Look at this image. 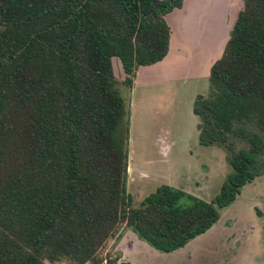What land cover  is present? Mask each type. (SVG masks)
Wrapping results in <instances>:
<instances>
[{
    "label": "trees",
    "instance_id": "obj_1",
    "mask_svg": "<svg viewBox=\"0 0 264 264\" xmlns=\"http://www.w3.org/2000/svg\"><path fill=\"white\" fill-rule=\"evenodd\" d=\"M242 1L193 102L199 143L230 173L210 201L161 184L133 206L128 94L167 55L183 0H0V264H130L100 254L122 228L172 252L264 174V0Z\"/></svg>",
    "mask_w": 264,
    "mask_h": 264
},
{
    "label": "crops",
    "instance_id": "obj_2",
    "mask_svg": "<svg viewBox=\"0 0 264 264\" xmlns=\"http://www.w3.org/2000/svg\"><path fill=\"white\" fill-rule=\"evenodd\" d=\"M186 1L183 0L180 8H175L165 15L170 27L167 55L159 62L138 67L131 87L130 126L133 121L132 111L136 104L133 98L136 88L148 86L158 80H166L168 77L173 78L172 76L181 77L182 84L176 87L170 102L175 108V116H179L178 120H183L184 117L191 128V132L188 129L185 141L181 137L182 135L184 137V133L180 130L178 134H169L167 126L169 121L164 120L166 113L161 112V108L156 106L152 107V110L162 120H149L151 126L157 127L152 152L141 150L136 153L131 137L127 163V190L130 195L131 191L140 194V203L161 184L210 201L211 187L214 186V180H218L215 176L222 174L225 178L228 173L226 168L228 162L222 148L203 145L198 141V117L193 112V102L195 96L201 93H198L194 86H185V83L194 79L205 80L207 75L209 77L207 72L212 65L210 47L216 37L213 38L212 33L207 29L204 31V28L193 19L191 22L187 21L188 14L182 13ZM187 52L188 57L185 62L188 65L184 72L181 73V69H178L177 73H173L176 64L174 59L183 57ZM119 77L120 79L125 77L123 70ZM178 81L176 80L177 84ZM205 87L203 83V90ZM141 100L143 107H149L145 99L141 98ZM178 139L179 144L176 143ZM189 139L193 141L192 144L186 141ZM262 176L264 174L245 183L235 200L219 209V223L214 226L216 222L214 227L198 235L185 246L168 253L159 252L126 228L125 233L121 232L118 236L114 257H118L119 262L130 264H168L170 259L181 261V264H195L196 261L205 259L208 260L205 264H264V221H262L264 212L260 214L259 208L262 205H257L259 190L264 191V180L260 179ZM222 183L221 179L220 184ZM262 208L264 209L263 206ZM242 213L251 215L250 226L242 223L244 219Z\"/></svg>",
    "mask_w": 264,
    "mask_h": 264
},
{
    "label": "rangeland",
    "instance_id": "obj_3",
    "mask_svg": "<svg viewBox=\"0 0 264 264\" xmlns=\"http://www.w3.org/2000/svg\"><path fill=\"white\" fill-rule=\"evenodd\" d=\"M184 12L185 14H188L187 21L191 22L192 19L194 22H198L201 27L204 28V31L206 29L212 33L213 38H215L214 45L212 44V59L210 60L211 64L212 61H215L217 58L220 57L223 48L226 44V41L228 39L229 31L232 28V25L236 19V16L238 12L243 8V1L242 0H187L185 3ZM174 40V37H173ZM210 50V49H209ZM220 54L218 55V53ZM188 57V52L184 53L183 57L175 58V68L173 69V73H177L178 69H181V73L184 72L186 66L188 63L185 62L186 58ZM216 58V59H215ZM215 59V60H214ZM209 62V63H210ZM112 65H113V71L114 74L120 78L122 73L121 63L120 60L116 57L112 58ZM184 67V69H183ZM209 71V70H207ZM209 74V72H207ZM168 77L166 80H158L157 82L150 83L148 86L136 88V91L132 93L133 98L136 101L134 111H132V124L129 128V140L131 137L133 138L132 144L135 148V152H140L141 150H148V152H152V148L154 145V135L155 130H157V127L151 126L149 120H162L159 119L156 113L152 110V107L159 106L161 109L160 111L163 113H166V116L164 117V120H168L169 123L167 126L169 127V134H175V133H184L181 136L183 140L187 138L188 135V129L191 132V128H189V124H187L186 120H178L179 116H175V108L173 107V104H171L170 100L172 95L176 92V87L178 85L182 84V78L177 77L174 78ZM174 80V81H172ZM176 80L178 81V84L176 83ZM196 83V84H195ZM203 83L205 84V90H203ZM194 86L196 87L198 93L206 94L208 91V75L206 76L205 80L200 79V81L192 80L189 83L186 82L185 86ZM121 93L123 94V91L121 90ZM125 95V94H124ZM129 97L131 99V91L129 92ZM141 98L146 100V104L149 105V107H143V101ZM149 98V100H147ZM177 118V120H176ZM155 128V129H154ZM180 130V132H179ZM264 138V136H263ZM190 142L191 144L193 141L186 140ZM235 149H247L249 147V144L246 140L239 139L237 137L233 138ZM179 144V139L176 142ZM223 152H225L224 149H222ZM128 151H129V144H128ZM226 154V152H225ZM260 156V155H258ZM226 168L228 169V173L231 171V167L229 164L226 165ZM264 169V166L262 167ZM227 176V175H226ZM264 176L260 177V179L264 180ZM218 180H214V186L211 187V198H213L219 191L221 179L224 181L225 178L222 177V174H218L216 177ZM261 186V185H260ZM132 195V204L133 206H138L140 204V194L133 193L131 191ZM257 205L264 207V191L259 190V196L257 198ZM262 206L259 208L260 214L264 212V209ZM242 215L244 216L242 223L246 226H250L252 223V217L250 214L245 213ZM264 221V220H262ZM219 223L214 225L216 226ZM213 226V227H214ZM126 228H122L121 232L122 234L125 233ZM218 239V238H217ZM263 239V238H262ZM119 238L115 237L111 240H109L105 247L101 250L100 254L103 258L108 257H114V254L117 250V243ZM198 253H195V255ZM194 256V255H193ZM193 259V258H191ZM190 260V259H189ZM208 261L205 259L204 261H196L195 264H205V262ZM119 262V261H118ZM168 264H181V261H178L176 259H170ZM61 264V263H60ZM89 264V263H88ZM183 264V263H182ZM193 264V263H192Z\"/></svg>",
    "mask_w": 264,
    "mask_h": 264
}]
</instances>
